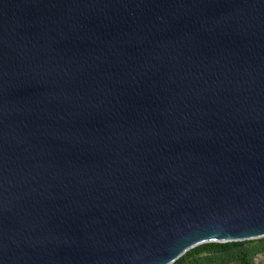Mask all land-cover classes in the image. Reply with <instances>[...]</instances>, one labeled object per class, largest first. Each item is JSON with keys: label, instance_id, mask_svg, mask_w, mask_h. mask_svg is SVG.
<instances>
[{"label": "water", "instance_id": "95a60500", "mask_svg": "<svg viewBox=\"0 0 264 264\" xmlns=\"http://www.w3.org/2000/svg\"><path fill=\"white\" fill-rule=\"evenodd\" d=\"M262 236L264 0H0V264Z\"/></svg>", "mask_w": 264, "mask_h": 264}, {"label": "trees", "instance_id": "16d2710c", "mask_svg": "<svg viewBox=\"0 0 264 264\" xmlns=\"http://www.w3.org/2000/svg\"><path fill=\"white\" fill-rule=\"evenodd\" d=\"M240 242L229 241V242H209L202 243L195 247H192L180 255L170 264H194L193 262L183 261L184 255H189L191 253H201L209 252L216 253L218 256L217 264H227L232 258L238 261V264H250L249 255L246 250L240 248ZM211 264V263H206Z\"/></svg>", "mask_w": 264, "mask_h": 264}, {"label": "rangeland", "instance_id": "374dc122", "mask_svg": "<svg viewBox=\"0 0 264 264\" xmlns=\"http://www.w3.org/2000/svg\"><path fill=\"white\" fill-rule=\"evenodd\" d=\"M235 242H240V248L247 251L250 264H264V236ZM183 261L193 262L194 264H217L218 256L216 253L209 252L191 253L184 255ZM227 264H238V261L232 258Z\"/></svg>", "mask_w": 264, "mask_h": 264}]
</instances>
